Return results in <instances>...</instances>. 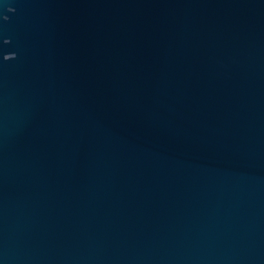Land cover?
Wrapping results in <instances>:
<instances>
[{"label": "water", "instance_id": "95a60500", "mask_svg": "<svg viewBox=\"0 0 264 264\" xmlns=\"http://www.w3.org/2000/svg\"><path fill=\"white\" fill-rule=\"evenodd\" d=\"M0 264H264V0H0Z\"/></svg>", "mask_w": 264, "mask_h": 264}]
</instances>
